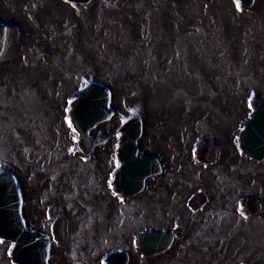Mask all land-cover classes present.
<instances>
[{
    "label": "rangeland",
    "instance_id": "rangeland-1",
    "mask_svg": "<svg viewBox=\"0 0 264 264\" xmlns=\"http://www.w3.org/2000/svg\"><path fill=\"white\" fill-rule=\"evenodd\" d=\"M0 19L12 52L0 62V174L19 178L28 227L52 236L50 264L119 252L130 264H264V162L241 143L264 96V0H0ZM92 83L111 90L114 116L89 153L68 112ZM137 120L141 154L164 173L125 199L116 172ZM148 231L178 238L147 257ZM9 249L0 242V264Z\"/></svg>",
    "mask_w": 264,
    "mask_h": 264
},
{
    "label": "water",
    "instance_id": "water-1",
    "mask_svg": "<svg viewBox=\"0 0 264 264\" xmlns=\"http://www.w3.org/2000/svg\"><path fill=\"white\" fill-rule=\"evenodd\" d=\"M72 6H89L94 0H63ZM234 1V0H233ZM257 0H239V6L250 9ZM10 45V28L0 19V62L7 59ZM69 116L74 119V127L80 134L88 152L107 145V140L92 136V132L113 119V94L99 83L84 86L74 104H70ZM144 125L140 120L126 128V141L120 146L124 157L116 175L119 177L121 196L132 199L142 194L152 178L163 175L161 160L152 154H141L140 141ZM241 143L246 155L255 162H264V96L259 99L251 112L242 134ZM24 196L19 178L12 172L0 174V242L9 243L12 264H50L52 236L31 230L23 215ZM249 210L256 214L262 209L257 198L249 204ZM178 238V233L145 232L141 239L142 251L147 257H156L170 251ZM128 252H119L111 264H130Z\"/></svg>",
    "mask_w": 264,
    "mask_h": 264
},
{
    "label": "snow or ice",
    "instance_id": "snow-or-ice-1",
    "mask_svg": "<svg viewBox=\"0 0 264 264\" xmlns=\"http://www.w3.org/2000/svg\"><path fill=\"white\" fill-rule=\"evenodd\" d=\"M234 2L237 4V9L239 10V0H234ZM69 127L71 128L72 127V125H71V122L69 121ZM73 131H75V129H73ZM118 135H119V133H118ZM75 138V137H74ZM117 167H119V165H118V163H117ZM114 195H116V193L114 192L113 193ZM240 214H241V216H243L244 215V213H243V211L241 210V212H240ZM246 218V217H245Z\"/></svg>",
    "mask_w": 264,
    "mask_h": 264
},
{
    "label": "bare ground",
    "instance_id": "bare-ground-1",
    "mask_svg": "<svg viewBox=\"0 0 264 264\" xmlns=\"http://www.w3.org/2000/svg\"><path fill=\"white\" fill-rule=\"evenodd\" d=\"M11 39H10V45H9V49H8V55H7V57H9L10 55H11ZM162 162V161H161Z\"/></svg>",
    "mask_w": 264,
    "mask_h": 264
},
{
    "label": "flooded vegetation",
    "instance_id": "flooded-vegetation-1",
    "mask_svg": "<svg viewBox=\"0 0 264 264\" xmlns=\"http://www.w3.org/2000/svg\"><path fill=\"white\" fill-rule=\"evenodd\" d=\"M96 137H100V136L98 135V136H96Z\"/></svg>",
    "mask_w": 264,
    "mask_h": 264
}]
</instances>
